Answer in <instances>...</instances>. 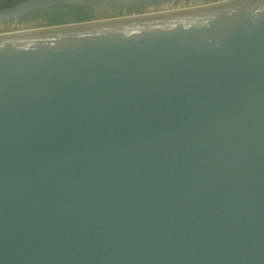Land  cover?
I'll use <instances>...</instances> for the list:
<instances>
[{
  "label": "water",
  "instance_id": "95a60500",
  "mask_svg": "<svg viewBox=\"0 0 264 264\" xmlns=\"http://www.w3.org/2000/svg\"><path fill=\"white\" fill-rule=\"evenodd\" d=\"M0 264H264V0L0 33Z\"/></svg>",
  "mask_w": 264,
  "mask_h": 264
},
{
  "label": "trees",
  "instance_id": "16d2710c",
  "mask_svg": "<svg viewBox=\"0 0 264 264\" xmlns=\"http://www.w3.org/2000/svg\"><path fill=\"white\" fill-rule=\"evenodd\" d=\"M7 2L3 3H10L12 6L15 3L19 2L20 0H5ZM219 0H186L182 3L189 4V3H204L209 4ZM181 1L174 2V5H178ZM164 4L158 3H151V4H137L132 6L125 7H117L113 9H91V8H81V7H74V6H60L54 8H48L42 11H37L32 14H29L23 18H20L18 21H14L10 24H17L18 26H22L21 29H39V28H48L60 25H71V24H78L83 22L95 21L100 19H110L115 17H122V16H129V15H139L143 13H147L149 8L153 7L155 10L158 11L160 6ZM2 7V8H6ZM0 8V9H2ZM16 29V30H21ZM10 30H5L3 32H9Z\"/></svg>",
  "mask_w": 264,
  "mask_h": 264
},
{
  "label": "bare ground",
  "instance_id": "6f19581e",
  "mask_svg": "<svg viewBox=\"0 0 264 264\" xmlns=\"http://www.w3.org/2000/svg\"><path fill=\"white\" fill-rule=\"evenodd\" d=\"M182 2H184V1H181V3H178V5H174V2H169V3H165V5H167V4H173L172 6L173 7H175V9H177V7H179V6H181V7H186V6H189L190 4H192V2L191 3H189V4H185V3H182ZM147 4V3H146ZM135 5H137V4H135ZM130 6H132V5H130ZM164 6V5H163ZM163 6L161 5L159 8V10L158 11H154V10H152L153 9V7L152 8H150L149 9V12L151 13H156V12H163V11H165V9L163 8ZM127 7V6H126ZM125 7V8H126ZM174 8L173 9H171V10H175ZM96 10V9H95ZM143 13V14H139V15H145V14H150V13ZM139 15H130V16H122V17H115V18H110V19H100V20H95V21H89V22H96V21H102V20H111V19H116V18H126V17H133V16H139ZM83 23H87V22H83ZM78 24H81V23H78Z\"/></svg>",
  "mask_w": 264,
  "mask_h": 264
},
{
  "label": "rangeland",
  "instance_id": "374dc122",
  "mask_svg": "<svg viewBox=\"0 0 264 264\" xmlns=\"http://www.w3.org/2000/svg\"><path fill=\"white\" fill-rule=\"evenodd\" d=\"M173 4H167V5H164L163 7L164 8H170ZM152 8V7H151ZM150 9V8H149ZM154 10V8L152 9ZM149 12V10L147 11V13ZM150 13V12H149ZM152 13V12H151ZM22 26H18L17 24H5V25H1L0 26V33H4L3 31L5 30H10L9 32L11 31H19V30H16V29H21ZM21 30H26V29H21Z\"/></svg>",
  "mask_w": 264,
  "mask_h": 264
},
{
  "label": "built area",
  "instance_id": "2783aa9c",
  "mask_svg": "<svg viewBox=\"0 0 264 264\" xmlns=\"http://www.w3.org/2000/svg\"><path fill=\"white\" fill-rule=\"evenodd\" d=\"M200 3H192V4H190L189 6H186V7H181V6H179V7H177V9H181V8H188V7H194V6H198ZM164 8V7H163ZM175 9V7H173V6H171L170 8H164L165 9V11H169V10H171V9Z\"/></svg>",
  "mask_w": 264,
  "mask_h": 264
},
{
  "label": "flooded vegetation",
  "instance_id": "af4514ba",
  "mask_svg": "<svg viewBox=\"0 0 264 264\" xmlns=\"http://www.w3.org/2000/svg\"><path fill=\"white\" fill-rule=\"evenodd\" d=\"M14 1V0H13ZM3 2H7V1H5V0H0V8H2V7H6V6H8V5H10V3H3ZM11 2H12V0H11ZM217 2V1H216ZM130 16V15H129Z\"/></svg>",
  "mask_w": 264,
  "mask_h": 264
}]
</instances>
